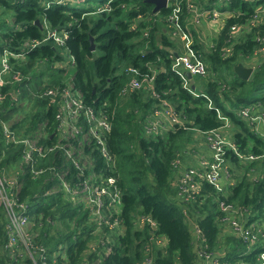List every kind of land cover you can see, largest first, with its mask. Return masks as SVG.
<instances>
[{"label":"trees","instance_id":"trees-1","mask_svg":"<svg viewBox=\"0 0 264 264\" xmlns=\"http://www.w3.org/2000/svg\"><path fill=\"white\" fill-rule=\"evenodd\" d=\"M59 1L0 0V51L4 47L19 51L26 40L41 39L45 29L35 23L37 19L68 31L64 46L46 40L28 51L24 60L16 62L15 67L20 69L23 78L19 83L2 88L5 97L0 104V116L9 120L23 109V102L30 101L32 108L20 119V128L26 125L21 133L33 136L41 130L47 134L40 136L39 142L50 144L55 141L54 107L34 92L66 83L64 78L68 68L63 62L64 51L67 52L73 68L68 82L80 92L85 103L113 111L107 138L112 159L106 161L93 144L86 146L85 153L90 156L93 166L84 171L85 174L95 172L94 180L116 178L121 195L119 211L108 204L109 198L105 196L101 213L108 215L109 221L117 216L120 231L113 233L108 224L99 225L86 202H74L71 196L65 195L51 171L39 178L30 173L20 175V196L30 206L33 243L45 247V263L38 258V253H33L36 262L141 264L145 255H152V264H197L193 246L194 222L206 250L222 248V261L227 264L254 263L261 248L248 251L235 235H220L218 201L223 199L246 206L254 214L253 218L264 217V138L253 124L238 114L241 107L251 105L264 111V53L256 51L260 47L257 37H264V13L258 24L243 27L233 41L230 55L225 56L222 52L228 44L230 26L246 24L256 6H264V0H228L220 9L232 11L233 15L225 19L213 46L207 50H201L199 42L193 39L195 30L189 25L190 46L194 51H200L208 71L203 87L192 88V83L189 89L183 86V78L171 70L173 54L170 49L174 41L157 26L154 5L149 0H112L110 9L102 12H97L98 8L90 4L77 9L75 3L80 0ZM106 1L101 2L105 4ZM194 1L209 9L216 2ZM181 5L180 22L186 27L185 0ZM171 11V6H165L159 12L168 16ZM132 25H135L134 29ZM157 32H160L159 39H156ZM90 37L95 45L93 51ZM97 51L100 52L98 55ZM248 58H255L251 63L253 72L243 80L234 73L233 67ZM120 66L124 69L118 73ZM127 66L136 68L140 78L145 75L153 78V91L170 101L181 123H173L156 134L145 132V118L159 107L160 98L152 96L151 89L144 87L120 96V89L128 79ZM17 87L21 89L19 100L11 103L8 92ZM237 106L241 107L232 109ZM226 121L234 128L230 138L239 152L262 156L243 160L232 149L226 148L225 164L232 183L225 184L224 191L219 192L202 182L195 198L184 202L178 197L173 183V160L182 158L186 146L194 142V129L201 132L218 129ZM13 127L19 128V125ZM10 145L0 128V170L10 167L18 170L21 165L22 147L11 148ZM39 163L55 165L57 170L67 166L66 178L72 184L79 183L84 176L72 163H66L61 150L40 159ZM52 188L55 189L53 192H47ZM139 215L148 219L140 221ZM5 223L0 207V264H34L28 255L14 259L4 249ZM102 234L109 242L101 239ZM157 236L164 237L165 242H158ZM147 246H150L149 251Z\"/></svg>","mask_w":264,"mask_h":264},{"label":"built area","instance_id":"built-area-1","mask_svg":"<svg viewBox=\"0 0 264 264\" xmlns=\"http://www.w3.org/2000/svg\"><path fill=\"white\" fill-rule=\"evenodd\" d=\"M111 1L107 0L103 6L97 9V12L109 10ZM216 1L227 2L228 0ZM247 1L255 2L258 0ZM182 2L183 0H166V6L172 7V11L166 16V20L170 23L173 32L180 33L181 38L186 42L185 54L172 55L171 70L183 78V86L189 89L191 83L186 77V72H190L192 76L201 77H205L208 74L207 65L203 61L200 51H194L190 46L192 36L189 25L195 30L204 22L208 24L216 23V31L218 33L224 25L225 19L232 16L233 12L220 10L216 6L210 9L203 8L195 3L194 0H185V8L188 15L185 17L187 25L184 27L180 22ZM263 13L264 6L257 5L251 19L246 24L234 23L230 26L228 44L223 48V55L228 56L232 53L233 41L243 30V27L248 28L249 26L258 24ZM41 25L45 29L44 36L41 39L26 40L22 50L19 51L7 47H4L0 51V104L4 101L5 97L2 88L22 81L23 76L21 71L15 65L16 62L24 60L28 51L46 40H51L60 47L65 45L68 38V31L65 28L51 27L46 20H43ZM134 28L135 25H132V29ZM144 35H147V31H144ZM257 40L260 47L256 51L257 53H262L264 52V37L258 36ZM212 46L213 43L210 47ZM148 66L150 67V64ZM125 73L128 79L120 89V96H126L142 87L145 88L146 86H143L145 80H151L153 84L152 77L148 78L145 75V77L140 78L138 70L133 66H127ZM152 84L146 90L151 89V95L160 98V102L159 107H155L153 112L145 118L144 129L148 134L158 133L173 123L182 122L170 101L161 98L158 93L153 91ZM20 92L21 89L19 87L16 90L8 92L11 103L18 102ZM34 94L46 98L48 105L54 107L55 141L50 144L41 143L39 142L40 136H36V134L29 137L18 136L12 130L9 120L3 119L0 116V128L4 139L22 147L21 165L18 170L11 167L0 170V207L6 218L4 249L14 259L28 255L32 258L34 264H38L36 259H34L33 253H38V258H40L42 263H45V247L42 244L33 243L29 223L30 206L27 200H23L20 196L22 188L20 175L30 173L31 176L39 178L48 171H51L52 175L58 178L59 188L64 191L65 195L84 196L82 200L89 206L91 213L101 219H103L101 210L105 202L104 197L108 196V204L117 208L115 211H119L121 195L119 187L115 182L116 178L108 177L104 179L101 177L98 180H94L95 172L85 174L84 171V168H88L87 170L89 171L93 166L90 156L85 153L86 146L90 147L93 144L106 161L112 159L107 147V138L111 130L113 111L108 112L104 107L95 108L85 103L80 92L69 82L61 86L47 87L41 91H35ZM106 105L102 104V106ZM238 114L253 125L259 123L264 125L263 110L254 112L252 106H243L239 109ZM164 121L170 125L165 127ZM226 126H228V121L225 122L223 127ZM218 129L202 132L208 143L210 155L208 157L201 156L197 166L184 167L180 158H176L172 162V172L175 176L173 183L176 187L177 195L186 203L192 201L195 195L199 193L202 182H207L219 192L224 191L225 184L232 183V180L229 178L227 165L225 164L224 154L226 148L232 149L243 160H253L262 156L251 153L242 154L237 150L232 139H227ZM261 135L264 138V132ZM59 150L62 151L66 163H72L80 174L84 175L79 183L72 184L66 178L68 173L67 166L57 170L55 165H40V159L48 157L49 154L57 153ZM77 155H79L78 158L76 157ZM54 190V188L48 189L47 192H53ZM218 205L221 211L220 221L224 226L228 227L231 233L228 232L238 237L247 246L249 251L261 248L255 255L254 263L244 261L242 264H264V245L260 246L264 242V217L253 218L254 214L246 206L237 205L223 199L218 201ZM145 219H148V217L139 216L140 221H144ZM105 221L108 225L113 223L116 228L120 225V220L117 216L112 221ZM192 223L194 234L193 246L197 255V264H227L220 259V255L223 252L220 250H206L205 246L201 243L203 237L200 230L194 222ZM157 240L160 243L165 242V238L162 236H157ZM146 249L149 251L150 246H147ZM152 262V255H145L141 264H152Z\"/></svg>","mask_w":264,"mask_h":264},{"label":"crops","instance_id":"crops-1","mask_svg":"<svg viewBox=\"0 0 264 264\" xmlns=\"http://www.w3.org/2000/svg\"><path fill=\"white\" fill-rule=\"evenodd\" d=\"M220 2V1H219ZM168 22V21H167ZM169 23V22H168ZM170 25V23H169ZM159 28H161V32L167 34L168 36L171 37L172 40H175L176 37L180 38V40L183 42V49L182 51H179L177 48H175V42L173 47L170 49L171 54H174V52H177L178 55H183L186 52V42L181 38L180 33H174L173 29L167 25H164L163 23H159L157 25ZM217 24L216 23H202L201 26H199L198 29H195V34L193 35V39H196L201 47V50H207V48L210 47V45L213 43V40L217 36ZM160 32H157L156 34V39H159ZM264 52H262L263 54ZM242 62L247 65L251 66L254 62L253 59H244ZM207 77V76H206ZM206 77H201V76H192V83L193 85L191 86L192 88H200L204 86V83L206 82ZM253 107L254 112H259L262 110V108H255V106L251 105ZM255 130L261 134L264 132V125L259 123L254 125ZM233 126L230 125L228 122V126H226V130L224 132L220 131V128L218 131L225 136L227 139H230ZM194 131V138L192 143L188 144L186 146V151L183 154L182 158H180L182 166L188 167V166H197L198 165V160L201 156L208 157L210 155V149L208 147V143L205 140V135L201 131L193 130ZM192 222V221H191ZM222 227H224V233L222 231ZM228 227L223 225L221 223V234H227ZM231 233V232H230Z\"/></svg>","mask_w":264,"mask_h":264},{"label":"rangeland","instance_id":"rangeland-1","mask_svg":"<svg viewBox=\"0 0 264 264\" xmlns=\"http://www.w3.org/2000/svg\"><path fill=\"white\" fill-rule=\"evenodd\" d=\"M102 0H86V1H83V2H81V0L79 1V2H77V3H75V5L77 6L76 8L77 9H81V8H84L87 4H90V5H92L93 7H97V8H99V7H101V6H103L102 4L104 3V2H101ZM224 5V6H223ZM227 4H226V2H219V1H216L215 2V6L217 7V8H223V7H225ZM221 10V9H220ZM122 18V17H121ZM155 18L157 19V22L158 23H163L164 25H167L168 24V26L170 27V25H169V23L167 22V18H166V16L164 15V14H162V13H160V12H157L156 13V15H155ZM133 23V22H132ZM172 28V27H171ZM174 42H175V48H177L179 51H182V49H183V42L180 40V38H178V37H176L175 38V40H173ZM100 52L99 51H97V55L99 54ZM64 55H65V59H64V62H63V64H65V66L68 68V71H67V75H66V77L64 78V79H66V82H68L69 81V79L72 77V75H73V68H72V66H71V64H70V57H69V55L67 54V52H65L64 51ZM124 69V67L123 66H120L119 68H118V73H120V72H122V70ZM208 75V74H207ZM145 84V85H144ZM144 84H143V86H146L145 88H147V87H151V84H152V82H151V80H145L144 81ZM22 106H23V109H25V110H20V111H18L17 113H15L14 115H13V117L11 118V119H9V124L11 125V128H12V130L15 132V134L16 135H18V136H27V135H23L21 132H23L24 131V129L26 128V125H24L23 127H21L20 128V119L22 118L21 116L23 115V114H25V112H26V110H29L30 108H32V106H31V104H30V101H25V102H23V104H22ZM241 106H237V107H234V108H232L233 110L236 108V110H238L239 108H240ZM164 123V125H165V127H167L168 125H170V124H167V122L166 121H164L163 122ZM15 124H18L19 125V128H14L13 127V125H15ZM161 130V129H160ZM226 130V127H223V128H220V131L221 132H224ZM156 134V133H155ZM29 136H31V135H28V137ZM36 136H46V132H43V133H41V130L38 132V133H36ZM11 148L13 147V148H16L17 146L15 145V144H13V143H11ZM54 154V153H53ZM78 156L79 155H77L76 157L78 158ZM87 167H88V165H87ZM64 173V172H63ZM84 196H82V195H73V196H71V198L73 199V201L74 202H79V201H81L82 200V198H83ZM116 210H117V208H115ZM94 215V214H93ZM95 216V219L98 221V224L99 225H103V224H106L107 225V223H106V221L105 220H108L106 217L108 216V215H106V214H103L102 215V217H103V219H101L100 217H98L97 215H94ZM139 216H141V215H139ZM30 225H32V222H31V219H30ZM108 226V225H107ZM109 229L113 232V233H115V230H117V231H120L118 228H116L115 226H114V224L113 223H111V224H109ZM224 230V227H222V231ZM223 233H224V231H223ZM227 234H230L229 232L227 233ZM227 234H222L221 236H226ZM108 237L106 236V235H104V234H102V240H104L105 242H109V238L107 239ZM222 239H224V238H222ZM5 243V242H4ZM3 247H4V245H3ZM220 251H223L222 250V248H221V250ZM249 251V250H248ZM19 258H22V257H19ZM89 264H98V262L97 261H94V262H91V263H89Z\"/></svg>","mask_w":264,"mask_h":264},{"label":"water","instance_id":"water-1","mask_svg":"<svg viewBox=\"0 0 264 264\" xmlns=\"http://www.w3.org/2000/svg\"><path fill=\"white\" fill-rule=\"evenodd\" d=\"M151 3H153V12L157 13L160 11L162 7L166 6V0H149ZM36 24H38L41 28V22L37 19L35 21ZM91 42L90 49L93 51L95 49V45L93 43V38H89ZM178 53L174 52V56H177ZM234 73L241 79L246 80L250 77L251 73L253 72V67L252 66H247L245 65L242 61L238 62L237 64L234 65L233 67ZM186 77L189 79V82L192 84V75L190 72H186Z\"/></svg>","mask_w":264,"mask_h":264}]
</instances>
